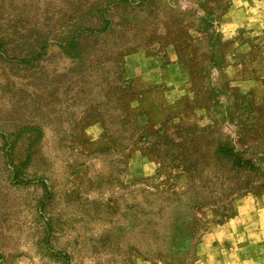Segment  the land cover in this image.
Listing matches in <instances>:
<instances>
[{
  "label": "rangeland",
  "instance_id": "1",
  "mask_svg": "<svg viewBox=\"0 0 264 264\" xmlns=\"http://www.w3.org/2000/svg\"><path fill=\"white\" fill-rule=\"evenodd\" d=\"M235 7L245 6L0 0L10 41L0 51V132L39 127L31 161L22 141L15 162L27 164L23 180L41 179L49 191L7 185L0 151L4 264H66L64 255L70 264H264V37L226 25L244 20ZM104 19L109 27L101 30ZM76 21L99 30L77 63L54 45ZM38 35L50 42L45 54L21 62L20 45ZM222 145L257 172L229 170L222 185L204 172L191 184L183 163L217 161ZM151 183L181 193L163 213L142 215L161 204L141 193ZM186 218L199 223L198 235L173 254L170 231ZM160 245L167 248L158 258Z\"/></svg>",
  "mask_w": 264,
  "mask_h": 264
},
{
  "label": "trees",
  "instance_id": "2",
  "mask_svg": "<svg viewBox=\"0 0 264 264\" xmlns=\"http://www.w3.org/2000/svg\"><path fill=\"white\" fill-rule=\"evenodd\" d=\"M102 22L103 26L101 30L108 29V20L104 19ZM71 28L72 30L67 35L60 38V41L56 42L54 45L60 47L62 52L67 57H69L72 62H82L86 59L87 48L96 46V40L99 36V30H97L95 25H83L80 21H76V23L73 24ZM4 34H6V31L0 24V51L1 53L6 54V48H9L10 41L8 39V35L4 36ZM38 37V39H34L31 42L28 41L27 43H23L20 45V50H22L23 52L21 62L28 63L29 61H36L45 54L44 51L49 46L50 42L44 35H38ZM15 48L16 46L12 47L10 51L14 50ZM7 50L9 51V49ZM12 58L16 57L12 56ZM105 131L108 133V130L106 128ZM41 134L42 132L39 127L32 124L30 126L24 124L17 131L9 135L0 132V151H4L5 156L8 158V163L5 164L7 185L11 187H30L32 186V184H38L41 185L44 189L45 195L49 196V191H46L47 187L41 179H32L31 181L27 179L23 180L20 176L23 174V170L27 168V164H24L22 166L21 164H17L15 162V148L17 147V144L22 141L27 142L25 143L26 155L24 157V161H31V156L35 153L34 151H36L34 146L40 139ZM152 134H154L155 139H159L161 137L158 132L154 131ZM10 135L13 136V139L8 141L7 138ZM110 138L115 149L116 146L117 148L119 147V149L124 148L123 145H120L118 140H116V137H114L113 133H110ZM137 139L143 142L144 140H146V137L140 135V137ZM152 145L158 146L163 144H159L158 141H156ZM164 147L168 151H170L172 148L171 145H164ZM138 148L140 149L142 147L140 146ZM213 156H216L218 158L217 161H206L205 163L188 161L183 163L185 169L187 170V173L190 176L191 184L194 183V179L202 177L204 172L207 173V177H209V181L212 182V184L221 181V185L222 183H229V181H231V175H225V173H227V171L229 172V170H232V172L235 171L234 169L246 170L251 173L257 172V167L254 165L252 160L243 159L238 151L234 149V147H226L225 145H222L215 149V151L213 152ZM122 158H129L128 153H124L122 155ZM234 190L240 191L241 189L237 186L234 188ZM144 192L147 193V196L150 195V197L157 199V201H161V204L158 208L149 204L147 205L148 208L144 207L142 211L138 210L137 212L141 213L142 215H159L160 213H163L164 209L169 208V206L173 204L172 200L178 198L181 193L175 192L170 187L163 189L162 185L154 183L144 185L141 193L144 194ZM199 206L205 205L200 204ZM198 227L199 223L189 218L182 220L180 223L178 222L175 226L172 227L170 236L173 235V241L169 244V248L170 250H172L173 254H178L180 249L186 243L191 242L195 237H197ZM2 232H4V230L0 229V234ZM1 246L2 243H0V264H4V260L6 259L8 254L2 251ZM157 248L158 249H156V254L157 257L160 258L167 246L163 247V245H160ZM58 253L62 255L61 252ZM64 258L65 263L70 264V261L67 260V255H64Z\"/></svg>",
  "mask_w": 264,
  "mask_h": 264
},
{
  "label": "crops",
  "instance_id": "3",
  "mask_svg": "<svg viewBox=\"0 0 264 264\" xmlns=\"http://www.w3.org/2000/svg\"><path fill=\"white\" fill-rule=\"evenodd\" d=\"M244 8L237 9L236 13H240L244 20L237 18L228 21L226 24L229 28L248 26L252 30H261V37H264V0H239ZM238 7V6H237ZM264 79V71L262 72V80Z\"/></svg>",
  "mask_w": 264,
  "mask_h": 264
}]
</instances>
